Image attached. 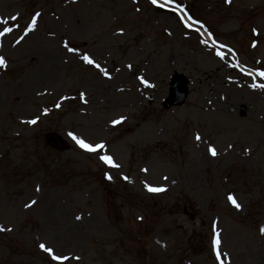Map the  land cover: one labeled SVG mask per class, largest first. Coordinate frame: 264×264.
<instances>
[{"label":"rangeland","instance_id":"rangeland-1","mask_svg":"<svg viewBox=\"0 0 264 264\" xmlns=\"http://www.w3.org/2000/svg\"><path fill=\"white\" fill-rule=\"evenodd\" d=\"M164 3L0 0V264H264V0Z\"/></svg>","mask_w":264,"mask_h":264},{"label":"snow or ice","instance_id":"snow-or-ice-1","mask_svg":"<svg viewBox=\"0 0 264 264\" xmlns=\"http://www.w3.org/2000/svg\"><path fill=\"white\" fill-rule=\"evenodd\" d=\"M152 3H153V4H156V3H157V0H152ZM168 3H169V0H165V3H164V4H160L159 7H165L166 5H168ZM178 9H180V5H179V4H177L172 10H173V11H177ZM11 19H12V20H15L16 17L13 16V17H11ZM35 20H36V17L33 16V18H32V23H30V24L28 25V28H32V27L34 26V24H35ZM3 23H4V21H3V20H0V25H2ZM193 23H198V21H193ZM11 30H12V29L9 28V27H4V28H3V31L0 32V35H4V34L10 32ZM213 44H215V41H213ZM220 47H223V45H220ZM68 50H69V51H73V49H71V48H69ZM216 55H217L218 57H220L221 59L224 58L223 54H222L220 51H217V52H216ZM82 59H83L86 63H88V64H93V63H94L93 60L90 59L89 56L86 55V54H85L84 56H82ZM4 63H5L4 59H3L2 57H0V66H3ZM95 66L99 68V65H95ZM100 70H101V72H103V69H100ZM256 74H257L258 76L264 77V72L257 71ZM254 86H256V87H264V84H261V85H254ZM121 119H123V118H121ZM117 122H118V121H113V123H117ZM27 123H29V124H34V123H36V120H35V119H33V120H29V121H27ZM68 135L71 136V138L76 142V144H77L81 149H84V150H86V151H88V152H96L97 150H102V149L104 148V144H103V143H97V144H95V145H92V144L87 143L85 140L78 138L77 136H75V135H74L73 133H71V132H69ZM196 138L199 139V136H197ZM208 151H209L213 156L216 155V152H215V150H214L213 148L209 147ZM99 159H100L101 161H103L104 163H106V164H109V165H111V166H113V167H117V165H115V164L113 163L111 157H109V156H107V155H101V156L99 157ZM146 187H147V190L150 191V192H158V191H163V190H164V189H162V188L150 187V186H147V185H146ZM228 200H229V201H230V202H231L236 208H239V207H240V205L235 201V199H234L231 195L228 196ZM26 206H27V205H26ZM4 230H5V229L0 228V231H4ZM260 231H261L262 233H264V227H262V228L260 229ZM219 243H220V241H219L218 237H217L216 235H214L213 240H212V246H213V249H214V250H216V248H217V246L219 245ZM39 247H40L43 251L47 252V253L51 256L52 260H66V259H68L67 257H61V256L53 255V253H52V249L46 247L44 244H40ZM217 259H218V260L221 259L220 253H219L218 251H217Z\"/></svg>","mask_w":264,"mask_h":264},{"label":"water","instance_id":"water-1","mask_svg":"<svg viewBox=\"0 0 264 264\" xmlns=\"http://www.w3.org/2000/svg\"><path fill=\"white\" fill-rule=\"evenodd\" d=\"M185 78L183 76L175 74L170 81V94L165 104L181 103L186 95Z\"/></svg>","mask_w":264,"mask_h":264}]
</instances>
